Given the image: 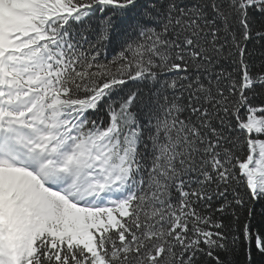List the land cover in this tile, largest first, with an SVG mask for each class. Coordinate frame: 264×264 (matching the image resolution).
<instances>
[{
    "label": "snow or ice",
    "instance_id": "1",
    "mask_svg": "<svg viewBox=\"0 0 264 264\" xmlns=\"http://www.w3.org/2000/svg\"><path fill=\"white\" fill-rule=\"evenodd\" d=\"M0 264H264V0H0Z\"/></svg>",
    "mask_w": 264,
    "mask_h": 264
}]
</instances>
